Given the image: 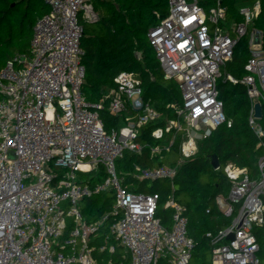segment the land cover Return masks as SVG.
<instances>
[{"label":"built area","instance_id":"2783aa9c","mask_svg":"<svg viewBox=\"0 0 264 264\" xmlns=\"http://www.w3.org/2000/svg\"><path fill=\"white\" fill-rule=\"evenodd\" d=\"M44 2L50 11L36 21L30 51L0 71V264H159L162 259L196 264L186 207L169 195L165 206L172 216L166 227L156 215L159 194L133 187L135 181L172 180L180 163L197 153L198 138L232 125L219 96L221 79L245 85L251 101L248 122L262 154L257 177L233 161L223 166L230 188L216 196L215 204L230 223L206 234L211 264H260L255 229L264 224V46L262 31L249 30L260 0L242 5L240 20L233 23L221 2L205 8L200 0H168L167 14L148 31L164 78L177 82L182 97L171 105L175 117L151 131L155 140L172 133L165 144L139 140L141 129L159 121L163 112L144 97L135 72L118 73L100 102L86 98L81 38L83 23L99 19L93 1ZM244 37L249 57L237 78L225 68ZM257 102L261 119L255 116ZM104 109L113 115L109 127ZM178 132L183 138L176 165L118 170L117 160L126 151L141 154L150 147L151 157H162ZM100 164L105 175L91 183L88 173ZM107 191L113 193L112 207L86 222L80 201ZM110 218L103 242L92 243ZM117 245L128 261H100L98 254L115 255Z\"/></svg>","mask_w":264,"mask_h":264},{"label":"trees","instance_id":"16d2710c","mask_svg":"<svg viewBox=\"0 0 264 264\" xmlns=\"http://www.w3.org/2000/svg\"><path fill=\"white\" fill-rule=\"evenodd\" d=\"M92 1L99 13V19L83 23L81 38L86 69L83 85L86 98L92 103L100 102L104 94L114 86V78L118 73L135 72L141 79L144 97L151 99L153 105L163 112L159 121L141 129L139 140L150 144L167 143L172 133L155 140L151 131L158 125H165L169 118L175 117L171 105L180 103L182 97L177 82L164 78L155 51L149 43L148 31L167 14L168 0ZM252 1L255 0H200V4L208 8L221 2L228 7V15L240 20L238 8ZM260 2L261 9L254 25L263 33L264 46V0ZM39 6L30 8L24 5V0H0V71L15 56L30 51L33 27L39 18L50 11L44 0L40 1ZM248 57V38L244 37L238 44L232 60L226 64V72L237 78L242 77ZM218 87L227 118L232 121V125L223 124L211 131L207 137L198 138L197 153L191 159L180 163L178 173L172 180L135 181L133 187L140 192L159 194L156 215L166 227H170L172 216V208L165 206L169 195L173 194L175 199L186 207L188 234L194 241L192 261L196 264H211L212 245L206 236L207 232L216 231L230 223V218L225 217L215 204L216 196L227 195L230 188L223 166L226 162L233 161L246 168L251 177H257V163L262 154L259 139L248 122L251 101L245 85L221 79ZM101 114L107 127L114 123L109 110L104 109ZM182 138V132L176 133L170 150L164 151L162 157H151L150 147H146L141 154L126 151L123 157L117 160V168L125 173L131 171L135 164H141L143 167L176 165L180 160ZM212 154L219 157L218 169H214L211 164ZM104 175V167L101 164L88 173L91 183L103 179ZM113 202L112 191H107L85 198L79 205L84 220L89 223L108 211ZM112 221L110 218L100 226L99 236L92 243L103 242ZM255 234L260 246V264H264V224L256 227ZM97 257L100 261H105L107 258H116V254L103 252ZM159 264H165V259Z\"/></svg>","mask_w":264,"mask_h":264},{"label":"water","instance_id":"95a60500","mask_svg":"<svg viewBox=\"0 0 264 264\" xmlns=\"http://www.w3.org/2000/svg\"><path fill=\"white\" fill-rule=\"evenodd\" d=\"M255 116L259 119H261L263 117L262 114V106L259 102L255 103ZM211 164L213 166L214 169H218L220 167V160L217 154H212L211 155ZM230 238H233V236L231 235Z\"/></svg>","mask_w":264,"mask_h":264},{"label":"rangeland","instance_id":"374dc122","mask_svg":"<svg viewBox=\"0 0 264 264\" xmlns=\"http://www.w3.org/2000/svg\"><path fill=\"white\" fill-rule=\"evenodd\" d=\"M40 1L41 0H24V5L25 6H29L30 8H33V7L34 8H38V7H40L39 6L40 5ZM235 20H237V19H235L234 16L232 17V16L228 15V23H233V21H235ZM253 27H256L254 25V22L249 25V30L252 29ZM119 121H120V124L123 123L122 122V118H120ZM176 188L178 189L179 187H176ZM67 208H68V206H66V209Z\"/></svg>","mask_w":264,"mask_h":264},{"label":"crops","instance_id":"0c3cea01","mask_svg":"<svg viewBox=\"0 0 264 264\" xmlns=\"http://www.w3.org/2000/svg\"><path fill=\"white\" fill-rule=\"evenodd\" d=\"M252 3H253V1H252ZM252 3H250V4H252ZM245 5V4H244ZM241 7V6H240ZM239 7V8H240ZM239 8H238V10H239ZM236 21V20H235ZM170 138H171V136H170ZM118 247H120V249L118 250ZM125 254V251H124V248L122 247V246H120V245H117V253H116V260L118 259H120V260H123L124 259V261H128L129 260V256L128 255H126L125 254V258H123L122 257V255H124Z\"/></svg>","mask_w":264,"mask_h":264}]
</instances>
